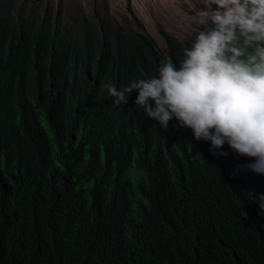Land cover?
Returning a JSON list of instances; mask_svg holds the SVG:
<instances>
[{
  "label": "trees",
  "instance_id": "obj_1",
  "mask_svg": "<svg viewBox=\"0 0 264 264\" xmlns=\"http://www.w3.org/2000/svg\"><path fill=\"white\" fill-rule=\"evenodd\" d=\"M195 34L158 49L132 28L62 29L0 1V264H264L252 160L105 87L179 65Z\"/></svg>",
  "mask_w": 264,
  "mask_h": 264
},
{
  "label": "clouds",
  "instance_id": "obj_2",
  "mask_svg": "<svg viewBox=\"0 0 264 264\" xmlns=\"http://www.w3.org/2000/svg\"><path fill=\"white\" fill-rule=\"evenodd\" d=\"M186 2L201 29L179 65L165 57L156 76L120 90L109 84L107 92L120 105L135 90V105L161 127L175 119L212 149L227 144L250 158L241 167L264 176V0ZM255 201L264 211V195Z\"/></svg>",
  "mask_w": 264,
  "mask_h": 264
},
{
  "label": "rangeland",
  "instance_id": "obj_3",
  "mask_svg": "<svg viewBox=\"0 0 264 264\" xmlns=\"http://www.w3.org/2000/svg\"><path fill=\"white\" fill-rule=\"evenodd\" d=\"M0 1L8 7L11 13L15 16L23 15L24 17H30L31 19L39 16L49 26H60L62 29H73L74 26L78 27V25H81V27H96L102 32L108 30L112 26H116L120 30L132 28L152 39L155 47L158 49H165L166 35H171L179 40H184L186 36L201 29V26L196 25L193 22L190 24H182L179 27L181 19L184 22L191 21L190 17H186L179 13V10L183 9L188 15H194L186 0H172L171 4L166 5L162 11L154 8L153 2L148 3V6L153 8V14L156 17L157 15H162L165 19L173 22L171 28L168 29L166 25L157 18L156 33L153 32L154 24L147 25L149 33L156 38H159L160 35L162 42H158L154 36L147 33L148 31L138 26V22L140 25L144 26L145 22L148 21L146 17H149L152 13L151 11H147L148 7L143 3V0H133V4L130 6L131 10L124 5L122 0H84L83 3H80V0ZM75 4L80 6V9H78ZM178 4H180L182 9ZM200 6L202 5H198V7Z\"/></svg>",
  "mask_w": 264,
  "mask_h": 264
},
{
  "label": "bare ground",
  "instance_id": "obj_4",
  "mask_svg": "<svg viewBox=\"0 0 264 264\" xmlns=\"http://www.w3.org/2000/svg\"><path fill=\"white\" fill-rule=\"evenodd\" d=\"M83 1L84 0H80V3H83ZM122 2L124 3V5L129 9V10H131L130 9V6L133 4V0H122ZM150 2H153V4H154V8H157V9H159V10H164V8L166 7V5H169V4H171V2H172V0H160V1H157V0H143V3L148 7V10L147 11H151L152 13L149 15V17H146L147 18V22H145V24H144V26H142V25H140V23L138 22V26L139 27H141L142 29H144V30H146V31H148L147 33L148 34H150L149 33V30H148V28H147V25L148 24H154V28H153V32L154 33H156V27H157V23H156V19L158 18L160 21H162L163 23H164V25H166V27L169 29V28H171V24H173V22L172 21H170V20H168V19H165L162 15H157V17L153 14V8H150L149 6H148V3H150ZM55 5V4H54ZM179 5V7L182 9V7L180 6V4H178ZM75 6L78 8V9H80V6H78V5H76L75 4ZM103 6V5H102ZM101 7V6H100ZM82 9V8H81ZM179 13H181V14H183L184 16H186V17H191L192 15H188L183 9L182 10H179ZM192 22V20L191 21H186V22H184L182 19L180 20V22H179V27L182 25V24H190ZM136 24V23H135ZM137 25V24H136ZM143 30V31H144ZM183 30V29H182ZM145 31V32H146ZM157 31H158V29H157ZM151 36H154V35H152V34H150ZM158 35H159V32H158ZM179 35H181V34H179ZM155 37V36H154ZM156 38V37H155ZM161 37H160V35H159V38H156V40L158 41V42H162V40L160 39Z\"/></svg>",
  "mask_w": 264,
  "mask_h": 264
}]
</instances>
